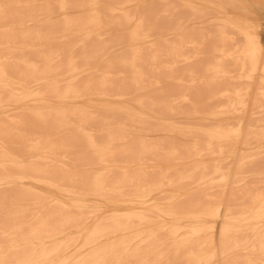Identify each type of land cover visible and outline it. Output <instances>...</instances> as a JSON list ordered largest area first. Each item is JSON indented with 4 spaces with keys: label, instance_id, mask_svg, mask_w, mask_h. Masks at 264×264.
<instances>
[{
    "label": "bare ground",
    "instance_id": "6f19581e",
    "mask_svg": "<svg viewBox=\"0 0 264 264\" xmlns=\"http://www.w3.org/2000/svg\"><path fill=\"white\" fill-rule=\"evenodd\" d=\"M0 264H264V0H0Z\"/></svg>",
    "mask_w": 264,
    "mask_h": 264
}]
</instances>
